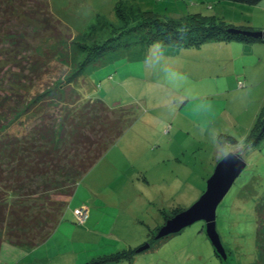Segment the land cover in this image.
I'll return each mask as SVG.
<instances>
[{"label":"rangeland","instance_id":"374dc122","mask_svg":"<svg viewBox=\"0 0 264 264\" xmlns=\"http://www.w3.org/2000/svg\"><path fill=\"white\" fill-rule=\"evenodd\" d=\"M49 1L54 17L70 34L66 36L72 38L70 42L87 48L49 42L45 48L50 51L61 46L68 47L69 52L63 55L65 60L48 62L42 79L34 82L39 90L56 80L65 81L66 74L88 57L86 49L104 47L103 41L110 33L137 22L134 17L140 15L138 10L152 12L162 20L181 21L200 15L228 25L250 27L254 32L264 31V0L254 6L221 0ZM25 3L33 6L34 0ZM121 3L124 19L117 12ZM140 35H130V44L138 45ZM129 37L106 45L109 49L99 57L107 64L85 73L86 82L80 93L84 99L98 98L110 107L134 106L137 121L79 182L61 223L48 241L33 250L5 241L0 264H85L128 250L136 254L110 264H254L258 259L256 206L264 201V138L248 146L254 135L234 148L221 143L220 135L232 132L224 122L216 120L222 121V112L226 110L242 122L256 123L264 110V44H257L263 48L253 53L259 54L261 65L255 64L248 53H237L242 86L227 89L222 86L223 80L232 77L221 69L224 66L219 69L220 77L206 70L201 75L174 76L171 69L161 68L166 67L167 59L156 51L155 45L141 55L135 45L123 47L126 41L122 40ZM1 41L0 47H8ZM3 56L0 61L6 62ZM1 62L0 68L4 69L0 70V92L7 94L8 84L1 81L3 70L12 62ZM182 76L194 79L195 83H186ZM174 78L180 79V85ZM225 88L222 94L217 93ZM183 116L196 123L197 119H213L217 123L201 132L191 131L173 121ZM12 129V133L23 131L16 126ZM250 130L245 137H235L244 141ZM230 151L242 153L247 166L216 212V230L226 259L216 253L203 221L157 239L168 220L187 211L201 198L218 164L217 156ZM54 198L68 200L59 195ZM85 206L90 219L79 224L74 211ZM147 244L146 250L137 253Z\"/></svg>","mask_w":264,"mask_h":264},{"label":"trees","instance_id":"16d2710c","mask_svg":"<svg viewBox=\"0 0 264 264\" xmlns=\"http://www.w3.org/2000/svg\"><path fill=\"white\" fill-rule=\"evenodd\" d=\"M41 1L34 0L33 6H29L25 0H0V41L8 46L0 47V56H6H3L6 62H0L3 65L12 62V66L3 70L1 81L8 84L9 91L0 92V254L5 241L25 250L46 243L61 223L79 182L137 121L134 106L110 107L98 98L84 99L80 93L86 82L85 73L107 64L99 57L109 49L107 44L142 34L138 45L130 44V37L122 40L126 41L123 47L135 45L140 55L156 44L175 47L232 41L264 44V39L247 34L254 32L250 27L228 25L200 15L181 21L162 20L152 12L138 10L140 15L134 17L137 22L110 33L103 41L104 47L86 49L88 57L66 74L65 81L56 80L39 90L34 82L42 79L48 62L65 60L63 55L69 52L68 47L61 46L50 51L45 48L49 42L87 48L66 37L70 34L54 17L50 1ZM221 1L254 6L263 0ZM121 10L122 3L117 12L124 19ZM263 118L264 110L244 141L221 134V143L236 148L255 135L247 144L254 146L256 140L264 138ZM14 126L23 131L12 133ZM55 195L68 200L55 199ZM256 215L259 257L254 264H264V201L257 204ZM132 254L136 252L128 250L85 264L115 263L128 260Z\"/></svg>","mask_w":264,"mask_h":264},{"label":"crops","instance_id":"0c3cea01","mask_svg":"<svg viewBox=\"0 0 264 264\" xmlns=\"http://www.w3.org/2000/svg\"><path fill=\"white\" fill-rule=\"evenodd\" d=\"M261 46L262 45L249 44L239 41L210 42L205 43L199 47H175L163 44L155 45L156 51H159L160 54L167 59L165 65L166 67L161 68L171 69L174 76L175 74L188 75L189 73H193L194 75H201L202 71L206 70L207 73L217 74V76L220 77L219 69L224 66L221 69L225 72H229V76L232 77L230 80H227L226 78H224L223 80L222 86L227 87V89L229 87H233L234 89H236V87H239L238 85H240V82L242 81V70L239 66L238 60L235 59V56L238 55L237 53H248L249 57L254 60L255 64L261 65L262 60L257 59L258 57H260L259 54L258 56L253 54L258 49L263 48ZM198 59H201L202 61L198 62ZM236 65L239 67L238 72L236 71ZM235 71L236 73L233 74ZM183 78L185 79L186 83H195L194 79L190 77L185 76ZM173 80H177L175 83H177V85H180L178 83L180 79L174 78ZM225 90L226 88L218 90L217 93L222 94ZM222 115L224 119L222 121L221 119H217L216 121L218 123L224 122L225 126L229 131L232 132L231 135H234V137H245L250 128L254 126L238 120L237 117H235L233 114L226 113V110L222 112ZM255 120L256 119H254V121ZM173 121H178L177 124H179L181 127H186L191 129V131L196 132H201L200 130H204L205 128H211L215 123H217L213 119H197L196 123L193 122L192 118H188L185 116L179 117L178 120L174 119ZM220 154L221 156H217L219 157L218 163L226 155V153L224 152Z\"/></svg>","mask_w":264,"mask_h":264},{"label":"water","instance_id":"95a60500","mask_svg":"<svg viewBox=\"0 0 264 264\" xmlns=\"http://www.w3.org/2000/svg\"><path fill=\"white\" fill-rule=\"evenodd\" d=\"M258 38L264 39V31L247 32ZM262 131H264V126ZM247 163L242 153L230 151L217 164L213 175L209 178L207 189L201 198L187 211H184L172 219L160 229L157 239L179 233L198 221L206 224V234L216 253L226 259V253L216 230L217 208L229 193L236 179L246 168ZM149 247V244L141 247L142 252Z\"/></svg>","mask_w":264,"mask_h":264},{"label":"built area","instance_id":"2783aa9c","mask_svg":"<svg viewBox=\"0 0 264 264\" xmlns=\"http://www.w3.org/2000/svg\"><path fill=\"white\" fill-rule=\"evenodd\" d=\"M240 86H242V84H240ZM74 215L79 224H84L89 218L88 207L85 206L79 210H75Z\"/></svg>","mask_w":264,"mask_h":264}]
</instances>
